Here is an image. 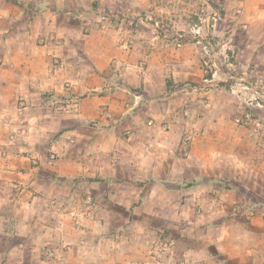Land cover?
Masks as SVG:
<instances>
[{
  "label": "rangeland",
  "instance_id": "obj_1",
  "mask_svg": "<svg viewBox=\"0 0 264 264\" xmlns=\"http://www.w3.org/2000/svg\"><path fill=\"white\" fill-rule=\"evenodd\" d=\"M143 1L146 7L137 3L135 9L117 13V18L112 11L102 9L96 16V24L100 25L97 28H110L115 20L128 33L137 35L135 39L153 40L159 52L163 50L162 65H154L158 71L163 70L162 74L154 75L155 91L160 96L169 93L165 101L170 105L172 119L183 121L187 127L178 139L181 144L176 154L185 157L196 141L193 153L202 162L191 168L194 173L190 172V177L172 175L159 179L165 191L171 190L164 200L158 201L156 193H144L148 185L142 187L143 184L157 180L151 177L137 180L142 187L140 191L138 185L137 200L140 203L144 202L142 198L149 200L146 208L137 210L114 209L123 205V198H128L125 191L134 181L127 178L128 174H109L108 170L121 166L119 153L126 150L123 146L116 149V144L107 145L100 175L55 176L50 185L49 172L32 160L28 166L39 167L41 173L37 174L39 187L23 183L24 178L8 181L0 175V189L8 190L4 196L6 209L0 211V264H17L19 259L11 253L39 256L49 263L55 258L51 253H62L59 254L62 259L65 253H87V249L88 253H99L96 247L91 249L99 235L110 240L103 253H116L118 239L122 242L117 247L119 253H147L141 264H196L177 253H231L233 243L223 241L220 245L211 241L217 235H225L228 220L264 217V0L257 6L247 0H148L150 4ZM254 9L260 10L262 16L251 17ZM137 61L144 76L149 67L145 55L137 56ZM61 64L58 57L53 60V65ZM175 75L182 78L175 80ZM131 89L137 93L147 91L144 86ZM55 103L52 105L56 106ZM61 109H66L65 105ZM29 110L27 101L18 98L14 108L17 125L11 132H4L6 141L0 144V161L10 171H27L23 162L14 161L17 156L30 154L21 150L29 131L25 127L29 123L26 120ZM75 137L68 140L70 145L63 154L43 143L40 151L45 163L54 165L71 153L80 163L78 158L87 152L82 149L86 145L83 139ZM91 151V156L96 154V148ZM177 166L171 168V173H178ZM181 166V171L186 169ZM197 168L208 170L202 169L197 174ZM210 168L217 169L219 175L209 171ZM200 186L209 190L199 194ZM177 187L180 193L172 191ZM194 196L201 200L189 202L188 198ZM19 198L29 200V207L22 208L17 202ZM174 201L184 203L173 205ZM215 213L218 217L212 218ZM97 219L100 226L95 223ZM59 227L65 242L59 241L58 245V240L54 244L50 236L56 235ZM23 229L26 236L21 234ZM123 234L127 238L122 239ZM142 234L145 244L138 250L131 249V241ZM32 261L37 262L36 258Z\"/></svg>",
  "mask_w": 264,
  "mask_h": 264
},
{
  "label": "crops",
  "instance_id": "obj_2",
  "mask_svg": "<svg viewBox=\"0 0 264 264\" xmlns=\"http://www.w3.org/2000/svg\"><path fill=\"white\" fill-rule=\"evenodd\" d=\"M247 1L257 6L262 0ZM0 2V18L3 20V26L0 28V144L6 141L4 138L7 136L4 132H11L17 125L14 119L17 99L23 98L30 105L26 118L29 123H25L29 131L24 138L25 141L21 143V150L30 151V154L17 156L14 161L23 162V167L27 168V171L19 169L10 171L5 162L0 161V175L4 179L11 181L24 178L23 183L39 187L41 182L37 174L41 173L38 172L39 167L28 166L31 160L49 172L50 185L54 183L51 179L55 176L100 175L102 165L105 163L107 145L111 147L112 144H116V149L123 146L126 150L119 153L121 166L114 171L108 170L109 174L113 175L114 172L122 176L128 174L127 178H133L134 181L125 191L128 198H123V205H116L114 209L137 210L139 207L146 208V203L149 202L147 198H142L143 203L137 200L139 187L141 191L142 187L148 185L145 194L156 193L158 201L164 200L171 190L165 191L166 187L159 184V179L172 175L190 177L189 173H194L191 168H196V164L202 162V159L193 153L197 142H193L191 152L186 153L185 157L176 154L181 144L178 139L187 127L183 121L176 122L172 119L170 105L165 101L169 93L160 96L155 91L157 83L154 81L156 79L154 75L162 74L163 70L158 71L154 65H162L160 60L163 62V50L159 52L158 44H152L153 40L148 42L135 39L137 35L128 33L127 29L118 25V21L115 20L110 28H97L100 25L96 24V16L99 11H104L102 9L112 11L117 18V13L125 12L132 7L135 9L137 3L146 7L143 0H0ZM148 3L150 4V1L147 0ZM109 12L106 13L113 16ZM261 16V11L254 9L251 17L257 19ZM143 54L149 66L144 76L143 68L138 67V61L135 62L137 56ZM56 57L61 59L60 66L53 65ZM180 77L174 76L175 80ZM140 86H144L147 91L137 93L131 89ZM53 103L56 106L52 105ZM64 105L66 109L62 110L61 107ZM190 106H193V103ZM74 136L77 140L83 139L86 145L82 149L87 152L78 158L80 163L72 156L73 153L62 157L54 165L45 163L44 154L40 151L43 143L53 146L63 154L62 151L68 150L70 145L67 143L68 140ZM93 136L98 140L91 139ZM93 148H96V154L91 156L89 153ZM114 155L117 156L118 153L114 152ZM218 162L215 160L216 164ZM182 164L186 168L183 171L180 169ZM173 166L179 168V171L176 169L178 173H171ZM76 168L80 171L77 172ZM95 168L96 170H93ZM205 168H197V174ZM209 171L219 175L217 169L210 168ZM149 177L157 181L145 183L142 187L141 183L137 182L139 179ZM179 189L172 191L180 193ZM206 190H209L207 186L198 187L199 194ZM6 191L7 188L0 189V211L6 209L4 199ZM197 199L198 202L201 200L200 197L194 196L188 198V201ZM17 202L22 208H25L23 206L28 208L30 205L29 200L26 202L24 198H19ZM182 203L184 201H174L172 204L183 205ZM98 204L95 206L98 209L102 208ZM101 204L106 209L103 201ZM212 216L218 217V213ZM228 222L225 235H217L211 241L215 244L220 242V245L223 241L228 245L233 243V252L177 253L178 256H184L196 264H264V217L258 216L251 220L233 218ZM95 223L98 226L101 224L98 219ZM58 229L55 231L56 235L50 236L54 244L57 240V244L59 241L62 243L64 239L60 236L61 228ZM26 233L27 231L23 229L21 234L26 236ZM98 238V242L91 249L96 247L99 253H88L89 250L86 248L87 253L77 251L65 253L63 259L59 255H63L62 253H51L55 257L51 258V263L41 260L39 256L31 257L28 254L27 257L26 253L11 254L19 259L17 264L133 262L141 264V260L147 255L133 251L119 253L117 247L120 248L122 242L117 238L113 239L117 246L116 253H103L110 240L102 235ZM124 238L127 237L123 234L122 239ZM135 239L131 241L130 247L138 250L140 245L145 244L143 243L146 241L145 236L144 234L135 236ZM34 258L37 262L32 261Z\"/></svg>",
  "mask_w": 264,
  "mask_h": 264
},
{
  "label": "built area",
  "instance_id": "obj_3",
  "mask_svg": "<svg viewBox=\"0 0 264 264\" xmlns=\"http://www.w3.org/2000/svg\"><path fill=\"white\" fill-rule=\"evenodd\" d=\"M251 104H252V102H251ZM259 104H260V103L258 102L257 105H259Z\"/></svg>",
  "mask_w": 264,
  "mask_h": 264
}]
</instances>
